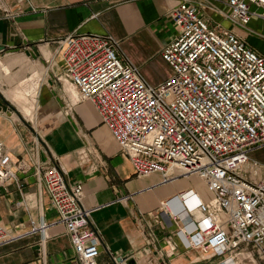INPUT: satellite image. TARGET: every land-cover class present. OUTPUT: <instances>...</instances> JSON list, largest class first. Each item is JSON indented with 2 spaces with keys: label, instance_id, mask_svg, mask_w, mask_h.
I'll return each mask as SVG.
<instances>
[{
  "label": "built area",
  "instance_id": "2783aa9c",
  "mask_svg": "<svg viewBox=\"0 0 264 264\" xmlns=\"http://www.w3.org/2000/svg\"><path fill=\"white\" fill-rule=\"evenodd\" d=\"M168 16L175 36L160 52L171 69L164 81L148 83L120 57L111 35L89 32L55 40L62 61L55 78L92 104L135 176L159 174L161 183L196 177L206 187L209 198L193 184L147 212L165 230L169 255L175 245L168 235L175 234L208 264H264V164L249 156L264 145V55L233 29L256 33L249 23L264 20V0H179ZM38 142L28 141L26 157L16 158L0 139V188L32 169L53 212L29 231L38 233L40 250L59 224L75 264H104L82 183L69 182L56 159H43ZM19 236L0 223V245ZM107 254L110 264H128L132 256Z\"/></svg>",
  "mask_w": 264,
  "mask_h": 264
},
{
  "label": "crops",
  "instance_id": "0c3cea01",
  "mask_svg": "<svg viewBox=\"0 0 264 264\" xmlns=\"http://www.w3.org/2000/svg\"><path fill=\"white\" fill-rule=\"evenodd\" d=\"M178 2L0 0V45L4 46L0 58L21 53L47 69L40 83L38 102L42 113L36 125L37 134L45 137L58 154L70 152L81 143L91 145L98 152L99 156L91 155L82 163L70 157H65L63 162L67 180L83 185V205L94 208L91 218L101 233L99 260L104 264H110L107 250L132 255L129 260L135 264H208L200 260V252L185 248L175 234L168 235L175 245L173 254L169 255L165 230L147 216L161 200L190 187L193 180L184 177L161 183L159 174L135 176L92 104L78 101L71 85L56 80L55 76L62 70V61L55 40L73 32L109 34L118 42L120 57L136 65L145 80L155 85L171 74L160 52L175 36L168 12ZM225 25L230 26L226 22ZM249 27L256 33L243 35L242 29H233L264 55V40L259 35L264 34V20L253 17ZM7 58L0 59V70L8 73L6 62L10 60ZM10 79H6L10 89L4 94L11 100L7 94L16 90ZM17 93L20 102L11 101L26 115L28 109L21 102L22 95ZM69 101L70 109L65 106ZM9 112L7 105L0 101V139L14 157H26L25 149L31 139L25 128L12 120ZM17 177L18 183L0 188V223L10 234L21 236L0 245V264H75L62 225L48 229V239L43 251L40 250L38 233L29 231L41 214L49 220L53 212L47 206L42 184H38L32 169L18 171ZM147 224L151 227H146Z\"/></svg>",
  "mask_w": 264,
  "mask_h": 264
},
{
  "label": "rangeland",
  "instance_id": "374dc122",
  "mask_svg": "<svg viewBox=\"0 0 264 264\" xmlns=\"http://www.w3.org/2000/svg\"><path fill=\"white\" fill-rule=\"evenodd\" d=\"M243 30V29H242ZM243 35H246V31L243 30ZM6 57L9 59V62H6L9 65L8 73L6 71L0 70V101H3L7 107L9 115L12 120L21 125L22 128H25L27 137L29 139H33L35 137L38 138V146L40 150V155L45 156L46 158H54L59 162L62 169L65 170L64 158H71L74 161L77 160L79 162H83L86 159H89L91 155L87 152L88 146L86 144L79 145L77 148H73L70 152H65L62 154H58L56 148L53 146H49L47 144V139L45 137L39 136L36 131V125L38 123V119L40 118V114L42 113L39 108L38 96L40 90L41 80L44 79L47 75V69L42 67V65H37L36 62L30 61L27 57L22 55L21 53L9 54ZM6 57H2L0 59H4ZM13 59V60H12ZM2 64V63H1ZM4 64V65H6ZM11 78L13 81L12 88L15 89L22 95V103L27 107L28 113L25 115L19 109L17 105H15L7 96L4 94V91L10 89L9 84L6 83V79ZM68 86V84H66ZM77 98V96H76ZM76 101V99H74ZM72 101V102H74ZM19 110V111H18ZM38 112H40L38 114ZM23 116H22V115ZM37 134V135H36ZM86 156H83V155ZM249 156L253 159L258 160L262 164H264V145L254 148L249 152ZM65 166V167H64ZM193 184L197 187L199 192L203 193V184L198 181L196 177H192ZM173 226H169L168 228H172Z\"/></svg>",
  "mask_w": 264,
  "mask_h": 264
},
{
  "label": "bare ground",
  "instance_id": "6f19581e",
  "mask_svg": "<svg viewBox=\"0 0 264 264\" xmlns=\"http://www.w3.org/2000/svg\"><path fill=\"white\" fill-rule=\"evenodd\" d=\"M12 101H16V102H20V95L16 92V91H12L10 93L7 94ZM198 179V178H197ZM199 180V179H198ZM200 181V180H199ZM201 182V181H200ZM203 184V183H202ZM200 193V192H199ZM201 194V193H200ZM202 197L204 198H209V193L206 189V187L203 184V193L201 194Z\"/></svg>",
  "mask_w": 264,
  "mask_h": 264
},
{
  "label": "water",
  "instance_id": "95a60500",
  "mask_svg": "<svg viewBox=\"0 0 264 264\" xmlns=\"http://www.w3.org/2000/svg\"><path fill=\"white\" fill-rule=\"evenodd\" d=\"M1 50H4V46H1L0 45V51ZM128 264H135V262L133 261V260H128V262H127Z\"/></svg>",
  "mask_w": 264,
  "mask_h": 264
}]
</instances>
